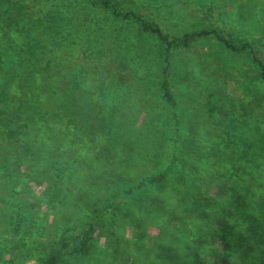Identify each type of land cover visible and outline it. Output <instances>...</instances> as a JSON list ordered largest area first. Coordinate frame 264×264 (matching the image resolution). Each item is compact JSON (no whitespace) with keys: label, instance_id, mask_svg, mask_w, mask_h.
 Wrapping results in <instances>:
<instances>
[{"label":"rangeland","instance_id":"rangeland-1","mask_svg":"<svg viewBox=\"0 0 264 264\" xmlns=\"http://www.w3.org/2000/svg\"><path fill=\"white\" fill-rule=\"evenodd\" d=\"M114 1L165 15L170 35L215 29L235 45L252 44L264 57V0ZM187 1L211 6L214 14L201 15ZM90 14L78 15L89 29L70 28L63 35L67 44H90V49L110 44L104 35L112 37L116 75L125 81L106 106L124 112L133 151L111 162L126 164L130 182L103 185L109 157H100L92 145V153L59 156L40 140L34 148L22 143L17 131L5 140L3 131L0 264H42L64 238L91 224L89 254L65 253L59 264H264V80L250 53L234 52L214 38L168 51L136 20L115 18L102 8H91ZM5 16L0 7L1 46L11 44L12 25ZM91 77L82 84L83 101L100 110L101 93ZM165 79L171 102L163 97ZM248 158L259 163V188L243 187L237 200L227 184L214 183L209 193L217 200L205 201L204 210L187 180L212 172L214 164L216 171L230 172L231 160ZM115 204L117 210L104 211Z\"/></svg>","mask_w":264,"mask_h":264},{"label":"trees","instance_id":"trees-1","mask_svg":"<svg viewBox=\"0 0 264 264\" xmlns=\"http://www.w3.org/2000/svg\"><path fill=\"white\" fill-rule=\"evenodd\" d=\"M75 1L69 5L66 0H0V7H4L7 14L8 25H12L9 29L11 44L0 45V55L3 57L0 58V125L5 123L9 126L0 128V133L6 131L3 138L6 140L10 137L7 133L17 131L23 135L22 143L26 142L34 148L40 140L50 145L59 156L74 152L92 153L89 148L92 145L100 157H109V163L105 164L107 173L103 178L105 186L108 183L128 185L130 182L129 173H124L126 164L120 166L115 163L116 166L111 158L121 153H132L131 129L124 112H119V106L118 110L111 112L106 106L114 89L120 88L125 80L116 75L119 64L113 57L115 50L111 35L102 37L103 42L109 38L110 44H91V49L90 44L65 42L63 31L70 28L89 29L87 20L82 23L78 15L91 16V8H102L109 10L115 18L136 20L143 31L156 35L168 51L189 48L195 40L214 38L234 52L250 53L264 80V57L261 50L258 53L252 44L235 45L215 29L170 35L166 32L165 21L171 20L154 9L145 8L144 12H140L134 8H122L114 0H95L96 4L89 3V0ZM187 4L197 7L201 15L214 14L211 6L191 1H187ZM89 75H95L90 79L96 81L101 93L100 110L86 106L83 101L82 84ZM161 89L164 99L173 101L167 79L162 81ZM2 104H5L4 108ZM23 147L19 149L24 152ZM192 162L196 165L198 160L195 158ZM207 163H212V160ZM212 166V172L203 170L187 180L190 192L204 210L208 209L205 201L217 200L209 193L214 183L227 184L231 195H235L237 200L242 197L243 187L252 190L259 188V163L253 158L243 162L231 160L227 164L230 172H218L216 165ZM238 166L243 169L240 174L235 170ZM217 169L222 168L219 165ZM138 174L141 178L145 175L144 171ZM149 179L151 182L157 179L156 174ZM118 208L119 205L115 204L104 211ZM94 230L95 225L91 224L87 230L64 238L42 264H59L65 253L89 254Z\"/></svg>","mask_w":264,"mask_h":264}]
</instances>
